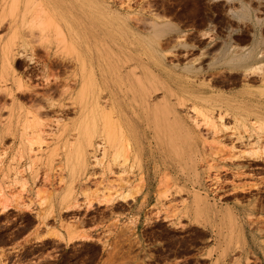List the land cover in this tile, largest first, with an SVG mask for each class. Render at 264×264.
<instances>
[{"label": "rangeland", "instance_id": "obj_1", "mask_svg": "<svg viewBox=\"0 0 264 264\" xmlns=\"http://www.w3.org/2000/svg\"><path fill=\"white\" fill-rule=\"evenodd\" d=\"M32 1L0 0V264H264V0H40L43 18ZM149 21L178 31L152 36ZM83 68L103 81L100 115ZM107 87L127 143L112 132L118 163L88 149L83 173L72 128L109 125ZM134 154L141 170L122 173Z\"/></svg>", "mask_w": 264, "mask_h": 264}, {"label": "bare ground", "instance_id": "obj_2", "mask_svg": "<svg viewBox=\"0 0 264 264\" xmlns=\"http://www.w3.org/2000/svg\"><path fill=\"white\" fill-rule=\"evenodd\" d=\"M15 2H16V0H14ZM12 2H13V0H12ZM45 3V2H44ZM20 4V3H19ZM32 4L35 6L34 8H33V10L35 9V11H33L34 13H35V16L37 17H40V18H43V13H45L46 11V9H45V6L43 7V5L40 3V0H33L32 1ZM29 5V4H28ZM49 5V4H48ZM30 7H31V5H30ZM48 7V6H47ZM247 9V8H246ZM48 11V10H47ZM52 11V10H51ZM247 12H249V11H247ZM246 12V13H247ZM254 13V12H253ZM46 14V13H45ZM53 14V13H52ZM235 14V13H234ZM255 14V13H254ZM238 15H240V17H246V15L247 14H245V12H244V10L243 11H241ZM47 16H48V18H46V19H48L47 20V22L49 23V21H50V15L47 13ZM248 16V15H247ZM255 16V15H254ZM35 17V18H36ZM58 17V16H57ZM159 17V16H158ZM239 17V18H240ZM55 18V17H54ZM258 19V18H257ZM38 20V19H37ZM44 21H46L45 20V18L43 19ZM52 20V19H51ZM150 20V19H149ZM255 20V19H254ZM136 21V20H135ZM256 21V20H255ZM257 21H259V20H257ZM47 22H45V26H46V28L47 27H49L48 25L50 24H48ZM50 22H52V21H50ZM140 22V21H139ZM147 22V21H146ZM151 21H149V23H150ZM101 23H103V22H101ZM105 23H107V22H105ZM152 23V29H153V35L152 36H154V34H157V32L158 31H164V30H175V31H178V29L177 28H175L173 25H171L169 22H167V21H162V22H156V21H153V22H151ZM150 23V24H151ZM48 24V25H47ZM51 24H53V23H51ZM55 24V23H54ZM137 24V23H136ZM148 25V24H147ZM9 26H11V23H9ZM45 26H44V28H45ZM56 26L57 25H55L54 26V28H53V30H55L56 31V29H58V27L56 28ZM45 28V29H46ZM52 28H50V29H52ZM95 30L92 32V36H95V38H96V40H98V41H100V42H114V38H111V37H109L110 35L109 34H107V32H106V30H105V28L104 27H102V26H96L95 28H94ZM59 31H60V28L58 29ZM54 31V32H55ZM57 32V31H56ZM111 32V31H110ZM60 33V35L62 36L63 34H62V32L60 31V32H57L56 34H59ZM17 33H16V30L15 31H13V35H11V37H9V39H7L6 40V42L3 44V46H2V52H1V55H2V57L3 58H5V59H9V58H11V57H13V53H12V51H14L13 50V48H12V45L14 44V42H13V40H14V38L16 39V37H18L17 35H16ZM133 34H135L134 32H133ZM63 37V39H64V35L62 36ZM133 37V36H132ZM18 39V38H17ZM35 40V39H34ZM75 40L76 41H78V43H82V44H85V43H88L87 41H86V37H84V35H81V33H78V34H76L75 33ZM138 40V38H136V35H135V38H134V41H137ZM150 41H149V43L151 42H155V38L154 37H151L150 39H149ZM264 40V39H263ZM262 40V41H263ZM1 41H3V39H1ZM17 41V40H16ZM33 41V40H32ZM36 41V40H35ZM116 42V41H115ZM159 42V41H158ZM155 44V43H154ZM157 44V43H156ZM262 44V43H261ZM44 49V48H43ZM239 49V48H238ZM241 50V49H240ZM228 51H230V49L228 50ZM228 51L226 50V48L222 51V53H221V56H220V58H224L225 57V55H228L227 53H228ZM236 51V50H235ZM227 52V53H226ZM261 53L260 54H263L262 53V51H260ZM19 53V52H18ZM234 53V52H233ZM32 54V53H31ZM230 54H231V52H230ZM20 55V54H19ZM88 55H89V59L90 60H92L93 59V54L92 53H89L88 52ZM253 55H254V50L253 49H251V50H249L248 52H238L236 55H234L231 59H229V61H231V64H233L232 62H236L237 64L239 63H244V62H246V61H248L250 58H253ZM259 55V54H258ZM21 56V55H20ZM229 56V55H228ZM227 56V57H228ZM261 56V55H260ZM257 57V56H256ZM150 59H151V57H150ZM225 59V58H224ZM227 59V58H226ZM53 60V59H52ZM54 61V60H53ZM227 63V62H226ZM50 64V63H49ZM51 65V64H50ZM261 66V65H260ZM189 67V66H188ZM202 67V66H201ZM255 67V66H254ZM195 68V67H194ZM258 68V67H257ZM256 68V69H257ZM84 70H83V73H82V75H81V81H83V83H82V85H83V88L84 87H86V89H87V91L88 92H90V94H89V98H87L86 100H87V102H86V104L87 105H89L90 106V108H92L90 111H92L93 113H98V111H95L94 112V110H96V109H98V110H100V108H99V94H100V92L102 91V90H104V88H102V79L100 78V77H96V75H95V73L91 70L89 73L91 74L90 76H88V72L86 71V69L85 68H83ZM185 69V68H184ZM252 69V68H251ZM255 69V70H256ZM130 71H131V73L129 74V77H128V81H127V83H128V85H129V89L130 90H137L136 89V86L139 88H144V83H139L140 81H139V77L137 76V75H135V71H134V68L133 69H129ZM258 70H259V68H258ZM197 71H201L200 70V68H197ZM146 72L149 74V76H148V78L146 79L147 80V82L148 83H151V82H153V72L152 71H150L149 69H147L146 68ZM193 72V71H192ZM195 73V72H194ZM134 74V75H133ZM197 74V73H196ZM53 76V75H52ZM135 76V77H134ZM48 80V79H47ZM54 80V79H53ZM20 81V80H19ZM18 81V83H20ZM138 82V83H137ZM48 83V82H47ZM147 83V84H148ZM212 83V82H211ZM53 84V83H52ZM29 85V84H28ZM50 85V84H49ZM18 86V85H17ZM47 86V85H46ZM68 86V85H67ZM18 87H20V85L18 86ZM17 87V88H18ZM35 87V86H34ZM66 87V86H65ZM21 88V87H20ZM109 89V90H108ZM107 93H108V100H107V102H106V100H105V102H106V104H105V108L104 109H106V111H107V107L109 108V111L107 112V113H105V115H106V117H109V119L110 120H108L109 121V125H110V127H111V129H112V131H111V129L109 128V127H107V126H109V125H106V124H108V122H106L107 121V119L108 118H106L105 117V119H104V122H102V119H101V122H102V124H104V123H106V124H104V125H106V127L104 126V125H102V127H103V129H102V131H101V133H95L94 131V133H92V132H90L89 130H87V128L85 127V125H87V123L86 124H84V123H79L78 124V126L77 125H75L73 128H72V130H75L76 131V133H77V137H76V140H75V142H73V144L72 145H70L71 147H70V155H73L74 156V159H76V164L77 165H79L80 164V168H81V170H82V172L83 173H86L87 172V169H88V149H91V150H94V151H97V149L98 150H100V149H102L101 151H102V157L100 158V161H98V160H96V158L94 157V166L95 165H99V166H101L102 168H103V166H104V169H105V171H107V170H110V168H112V164L114 165L115 163H118V162H116V158H118V157H116L114 154H116V153H114L113 154V152H112V157H113V159H112V157H111V150L110 149H112L115 145H114V142H115V140H114V138H115V136L117 135H114V133H112V132H117L116 130H118V134H119V137H118V141H119V138H121V139H123V138H125V134H126V132H125V129H124V127H123V122H122V120H123V114L124 113H122L123 112V110H124V107H123V105H122V101L119 99V98H117L116 97V92H115V90L113 89V88H110V87H107ZM105 99V98H104ZM201 99V98H200ZM104 101V100H103ZM103 103V102H102ZM104 105V104H103ZM194 106V105H193ZM198 107V106H197ZM101 108H102V112L104 113L105 111H103L104 109H103V107H102V105H101ZM94 109V110H93ZM189 111V110H188ZM204 111H206V110H204ZM199 112V114L198 115H200V111H198ZM102 113V114H103ZM195 113H196V111H195ZM214 113V112H213ZM219 113V112H218ZM101 114V115H102ZM187 114V113H186ZM97 115V114H96ZM98 115H100V112L98 113ZM104 115V114H103ZM102 115V116H103ZM104 115V116H105ZM112 115H114V117L112 116ZM197 115V116H198ZM219 115H220V113H219ZM225 115V114H224ZM101 116V117H102ZM192 116V115H191ZM193 116H194V114H193ZM217 116H218V114H217ZM222 116V114L220 115V117ZM93 117V116H92ZM199 117V116H198ZM234 117V116H233ZM142 118V117H141ZM192 118V117H191ZM194 118H196L195 116H194ZM85 120V119H84ZM193 120V119H192ZM196 119H194V121H195ZM198 120V119H197ZM199 120H201V118L199 119ZM220 120V119H219ZM223 120V119H222ZM87 121V120H86ZM124 121V120H123ZM148 121V120H147ZM190 121V120H189ZM208 121L209 122H207V121H205L204 123L205 124H207V123H210L211 124V121L208 119ZM111 122V123H110ZM199 122V121H198ZM203 122V121H202ZM237 122V121H236ZM254 122V121H253ZM90 123V122H89ZM125 123V122H124ZM194 123V122H193ZM93 124V123H92ZM195 124H196V122H195ZM195 124H194V126H195ZM199 124V123H198ZM258 124V123H257ZM197 125V124H196ZM222 125V124H221ZM220 125V126H221ZM242 125V124H241ZM252 126H253V124H251ZM261 125H262V123H261ZM198 126V125H197ZM196 126V127H197ZM245 126V125H244ZM257 126V125H256ZM255 126V127H256ZM258 126H260V125H258ZM264 126V125H263ZM98 127H100V126H98ZM108 128V129H107ZM114 128V129H113ZM232 128V127H231ZM263 128V127H262ZM226 129V128H225ZM228 129V128H227ZM245 129V128H244ZM260 129V127H258V130ZM113 130H115V131H113ZM263 130V129H262ZM98 131V130H97ZM127 131V130H126ZM216 131V130H215ZM247 131V130H246ZM233 132H235V131H233ZM73 136V135H72ZM248 136V135H247ZM98 138L99 137V141L97 142L96 140H95V138ZM264 137V136H263ZM259 137H257V139H258ZM261 138V137H260ZM240 139H242V138H240ZM263 139V138H262ZM98 140V139H97ZM117 140V139H116ZM125 140H126V138H125ZM252 140H253V138H252ZM124 141V140H123ZM262 141V140H261ZM69 143H70V141H69ZM120 143H123L122 141L120 142ZM124 143H125V141H124ZM126 143H127V140H126ZM125 143V144H126ZM252 144H254V143H252ZM69 146V145H68ZM117 146V145H116ZM123 147H124V145L123 144H121V148L123 149ZM126 147H127V144H126ZM116 148V147H115ZM128 148V147H127ZM127 148H126V151H127ZM259 148H260V146H259ZM68 149H69V147H68ZM114 149V148H113ZM129 149V148H128ZM254 149H257V148H254ZM118 150V149H117ZM119 150H120V148H119ZM253 150V149H252ZM113 151V150H112ZM255 151V153L254 154H256L257 152H256V150H254ZM125 152V151H124ZM128 152V151H127ZM127 152L126 153H124V154H126V156H123V157H126L127 158ZM250 153H252V152H250ZM90 154V153H89ZM110 154V155H109ZM129 154H130V152H129ZM110 156V158L112 159V160H108V157ZM115 156V159H114V156ZM137 154H134L133 155V158H132V160H131V157H130V159H129V164L127 165V168L125 167L126 166V164H120V166H121V168H122V170H121V172L122 173H124V172H126V170L128 171V172H130L131 170H133L134 168H139L140 167V163H139V161H138V157L136 156ZM72 156V157H73ZM129 156V155H128ZM252 156V155H251ZM103 158V159H102ZM125 158V159H126ZM93 159V158H92ZM99 159V158H98ZM125 159H123L122 161L124 162H126L127 160H125ZM104 162H103V161ZM106 160H107V162H106ZM114 160H115V163H113L114 162ZM131 160V161H130ZM91 161V160H90ZM120 161V160H119ZM92 162V161H91ZM92 162V163H93ZM124 162V163H125ZM91 163V164H92ZM122 163V162H121ZM142 167V166H141ZM131 169V170H130ZM140 169V168H139ZM138 169V170H139ZM141 170V169H140ZM86 178V177H85Z\"/></svg>", "mask_w": 264, "mask_h": 264}]
</instances>
